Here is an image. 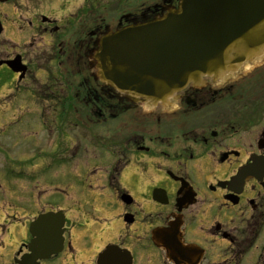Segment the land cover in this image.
I'll return each mask as SVG.
<instances>
[{
    "label": "flooded vegetation",
    "instance_id": "flooded-vegetation-1",
    "mask_svg": "<svg viewBox=\"0 0 264 264\" xmlns=\"http://www.w3.org/2000/svg\"><path fill=\"white\" fill-rule=\"evenodd\" d=\"M180 2L0 0V39L15 50L0 55V68L31 93L50 135L59 126L49 127L48 116L61 119L64 161L77 168L63 192L80 199L63 209L64 249L48 260L264 264V58L154 104L99 75L104 39ZM42 57L58 63L39 65ZM165 241L195 248L173 259Z\"/></svg>",
    "mask_w": 264,
    "mask_h": 264
},
{
    "label": "water",
    "instance_id": "water-1",
    "mask_svg": "<svg viewBox=\"0 0 264 264\" xmlns=\"http://www.w3.org/2000/svg\"><path fill=\"white\" fill-rule=\"evenodd\" d=\"M263 57L264 0H181L164 16L104 39L98 68L103 81L154 102L205 76L225 79L245 62ZM64 224L62 211L40 214L30 224V253L16 262L40 264L39 259L61 252ZM170 255L178 256V250Z\"/></svg>",
    "mask_w": 264,
    "mask_h": 264
},
{
    "label": "rangeland",
    "instance_id": "rangeland-1",
    "mask_svg": "<svg viewBox=\"0 0 264 264\" xmlns=\"http://www.w3.org/2000/svg\"><path fill=\"white\" fill-rule=\"evenodd\" d=\"M0 55L13 54L12 44L1 40ZM4 45V48H3ZM49 61V63L47 62ZM39 65L57 64L50 58H38ZM55 71V68H53ZM39 83L45 78L37 72ZM17 78L6 66L0 68V264H11L14 256L28 241L30 218L38 215L43 207L68 209L73 200L80 199L77 192H70L69 184L77 181V168L64 161L61 119L53 114L49 127L58 132L50 135L43 122L36 120L37 105L32 107L33 96L22 88L17 90ZM51 85V84H50ZM44 89V85H42ZM38 91V90H37ZM42 92V91H41ZM39 92V95H41ZM49 108H47V112ZM71 115V114H70ZM47 118V116H46ZM51 124V125H50ZM70 144L79 145L77 136L70 137ZM90 207L89 209H91ZM44 210V209H42ZM77 212V210L75 209ZM113 215V214H111ZM109 230V229H107ZM112 235L113 232H106ZM62 256V255H61ZM46 260L43 264H72V260Z\"/></svg>",
    "mask_w": 264,
    "mask_h": 264
}]
</instances>
